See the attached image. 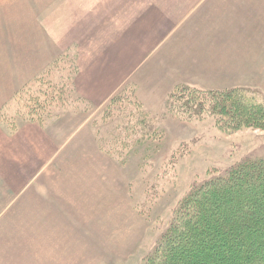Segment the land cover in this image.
Returning a JSON list of instances; mask_svg holds the SVG:
<instances>
[{
  "label": "crops",
  "instance_id": "crops-1",
  "mask_svg": "<svg viewBox=\"0 0 264 264\" xmlns=\"http://www.w3.org/2000/svg\"><path fill=\"white\" fill-rule=\"evenodd\" d=\"M232 1L237 0H54L46 15L38 13L30 21L36 12L17 16L22 21L16 20V40L4 57L16 77L3 78L8 90L0 94V113L71 54L78 74L65 93L77 96L79 105L73 110L61 103L52 111L56 115L35 117L13 132L0 119L2 243L4 219L32 191L26 207L32 212L33 248L44 250V218L59 221L52 228L70 216L78 217L79 226L71 227L73 240H64V248L92 246L88 236L96 223L88 219L99 218L105 193L87 191L104 183V176L89 167L103 168L112 159L93 138L96 125L87 116L88 107L102 108L127 86L136 89V97L156 101L154 114L180 86L204 92L248 88L246 79L234 75L241 54L228 50L237 47L231 41V13L237 6ZM74 200L83 202L82 209Z\"/></svg>",
  "mask_w": 264,
  "mask_h": 264
},
{
  "label": "rangeland",
  "instance_id": "rangeland-1",
  "mask_svg": "<svg viewBox=\"0 0 264 264\" xmlns=\"http://www.w3.org/2000/svg\"><path fill=\"white\" fill-rule=\"evenodd\" d=\"M53 1L0 0L1 95L8 90L3 78L16 77L7 69L4 57L16 40V20L22 21L17 16L24 12L27 17L36 12L29 16L30 21L38 13L46 15ZM232 2L237 6L231 13V41L237 47L228 50L239 52L242 61L234 75L249 82L248 88L243 89L264 99V0ZM76 69L75 57L67 55L45 77L25 89L0 113V119L7 124L5 130L13 132L35 117L41 120L56 115L52 111L61 103L72 105L74 110L79 105L78 97L69 96L65 90L73 87ZM188 88L203 92L196 87ZM181 90L175 93L174 89L175 98L169 95L162 111L155 114L151 107L156 101L152 99L154 102L150 103L136 97V89L131 86L125 87L118 102H115L117 94L98 110L88 107L87 116L96 125L93 138H98V147L112 159L104 162L108 165L103 168L98 164L89 167L104 176V183L95 189L88 187L87 191L105 193L98 203L103 216L99 209V218L88 219V224L96 223L88 236L93 240L92 246L64 248V240H73L71 227L79 226L78 217L70 216L63 220L62 226L52 228L53 222L58 225L59 221L44 218L41 233H45L40 240L44 250L33 248L32 212L26 207L33 192L28 191L4 219L0 264H142L171 225L180 201L196 185L247 156L264 157V129L249 126L235 133L222 132L205 106L202 111L194 109L184 115L182 103L177 100ZM174 108L176 111H172ZM74 202L82 209L83 202ZM51 243L56 247L51 248Z\"/></svg>",
  "mask_w": 264,
  "mask_h": 264
},
{
  "label": "trees",
  "instance_id": "trees-1",
  "mask_svg": "<svg viewBox=\"0 0 264 264\" xmlns=\"http://www.w3.org/2000/svg\"><path fill=\"white\" fill-rule=\"evenodd\" d=\"M184 87L175 89L182 88L177 98L182 114L205 106L222 132L264 129V99L254 92ZM253 156L196 185L142 264H264V157Z\"/></svg>",
  "mask_w": 264,
  "mask_h": 264
}]
</instances>
